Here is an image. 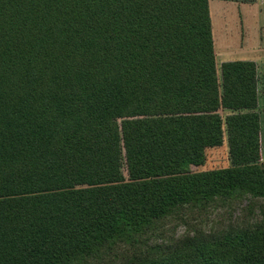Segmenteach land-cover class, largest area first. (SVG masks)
I'll list each match as a JSON object with an SVG mask.
<instances>
[{
  "label": "trees",
  "instance_id": "1",
  "mask_svg": "<svg viewBox=\"0 0 264 264\" xmlns=\"http://www.w3.org/2000/svg\"><path fill=\"white\" fill-rule=\"evenodd\" d=\"M260 109L210 0H0V264H264Z\"/></svg>",
  "mask_w": 264,
  "mask_h": 264
},
{
  "label": "rangeland",
  "instance_id": "2",
  "mask_svg": "<svg viewBox=\"0 0 264 264\" xmlns=\"http://www.w3.org/2000/svg\"><path fill=\"white\" fill-rule=\"evenodd\" d=\"M263 6L264 2H261V5L256 3L254 7H251V5L231 0H210L211 16L214 19L213 37L214 42L216 40V48L219 53L223 49L222 47L228 43L230 46L243 47L244 49L255 48L259 43L264 46V13L259 14L260 9L264 10ZM216 59L220 72V65L223 60L221 54H218ZM260 112L264 121V110L260 109ZM262 153L264 159V138L262 140ZM206 155L207 160L204 166L194 168V171L202 172L230 167L227 136H225L224 144L221 147L208 149Z\"/></svg>",
  "mask_w": 264,
  "mask_h": 264
},
{
  "label": "crops",
  "instance_id": "3",
  "mask_svg": "<svg viewBox=\"0 0 264 264\" xmlns=\"http://www.w3.org/2000/svg\"><path fill=\"white\" fill-rule=\"evenodd\" d=\"M261 2H264V0H255V3L248 4V5H251V7H254V5H256V3L261 5ZM243 4H247V3H243ZM263 13H264V10L260 9L259 14L262 15ZM211 18H212V16H211ZM225 22H226V20H225ZM212 30H213V34H214V19L213 18H212ZM216 46H217V43L215 40L216 57H218V54H221V56L223 58L221 65L224 62H229V61H238V60L254 61V62H256L257 66H258L259 76H262V73L264 70V46L261 43L257 44V47H255V48L252 47L251 49H244L243 47L238 48L236 46L233 47V46H230V44L228 43L227 45L222 47L223 49L220 50V53L218 52ZM260 103L262 106V103H263L262 99H261Z\"/></svg>",
  "mask_w": 264,
  "mask_h": 264
}]
</instances>
